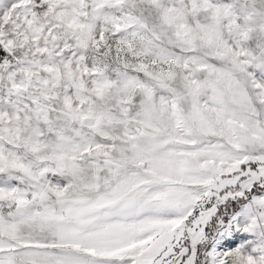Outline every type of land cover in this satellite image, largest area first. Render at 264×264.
Masks as SVG:
<instances>
[{"label": "snow or ice", "instance_id": "obj_1", "mask_svg": "<svg viewBox=\"0 0 264 264\" xmlns=\"http://www.w3.org/2000/svg\"><path fill=\"white\" fill-rule=\"evenodd\" d=\"M0 264H264V0H0Z\"/></svg>", "mask_w": 264, "mask_h": 264}]
</instances>
